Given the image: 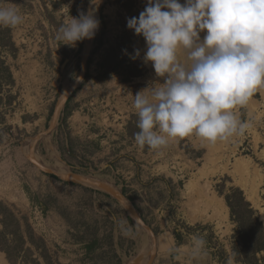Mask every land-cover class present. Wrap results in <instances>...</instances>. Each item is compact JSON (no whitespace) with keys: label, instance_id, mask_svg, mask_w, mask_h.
Instances as JSON below:
<instances>
[{"label":"rangeland","instance_id":"rangeland-1","mask_svg":"<svg viewBox=\"0 0 264 264\" xmlns=\"http://www.w3.org/2000/svg\"><path fill=\"white\" fill-rule=\"evenodd\" d=\"M0 2L25 18L0 27V243L13 260L0 247V264H194L197 237L202 264H243L227 196L264 226V89L234 109L243 135L141 148L134 95L163 82L127 27L147 0H101L95 36L75 47L56 35L89 0ZM254 258L264 264V249Z\"/></svg>","mask_w":264,"mask_h":264},{"label":"clouds","instance_id":"clouds-1","mask_svg":"<svg viewBox=\"0 0 264 264\" xmlns=\"http://www.w3.org/2000/svg\"><path fill=\"white\" fill-rule=\"evenodd\" d=\"M89 2L95 7L61 24L60 44L75 47L95 36L101 0ZM24 19L0 2V27L14 28ZM127 27L144 38L143 62L163 78L146 88L148 94L144 89L134 95L139 147L162 150L170 140L193 134L215 144L245 133L248 126L234 109L264 89V0H147ZM140 52L135 49L130 58ZM206 254L205 240L197 237L194 264H202Z\"/></svg>","mask_w":264,"mask_h":264},{"label":"trees","instance_id":"trees-1","mask_svg":"<svg viewBox=\"0 0 264 264\" xmlns=\"http://www.w3.org/2000/svg\"><path fill=\"white\" fill-rule=\"evenodd\" d=\"M6 68L7 71H9L8 67ZM6 68L3 69L6 70ZM7 76L8 77L5 76V79H10L11 82L14 81L10 72H8ZM233 198H234L233 195L227 196V200L231 207L232 217L239 224L238 225L239 232H236V235H234V239L232 242L233 256L236 259L240 260L243 264H256V259L254 258V254L264 249V226L262 222L259 220V218L255 216L254 214L255 212L251 208L248 213L249 215L247 216H245L244 210L241 209L239 210V208L237 210L236 206L238 202ZM241 199L243 200L244 198L241 197ZM248 205L250 206V204ZM247 234L249 235V239H245ZM174 236L178 242H180L183 239V233L179 229L174 230ZM0 247L6 251L8 259L10 261H13L12 254L9 251V245L4 242V243H0ZM220 250H221L220 255L222 256L221 259L227 261L225 248L222 247Z\"/></svg>","mask_w":264,"mask_h":264},{"label":"bare ground","instance_id":"bare-ground-1","mask_svg":"<svg viewBox=\"0 0 264 264\" xmlns=\"http://www.w3.org/2000/svg\"><path fill=\"white\" fill-rule=\"evenodd\" d=\"M66 94H67V93H66ZM66 94H65V95H66ZM111 185H112V184H111ZM111 185H110V186H111ZM101 186H102V185H101ZM104 186H105V185H104ZM108 186H109V184H108ZM250 186H251V185H250ZM255 186H256V185H255ZM248 190L250 191L249 194L251 195V193H252V191H253V187H252V186L249 187ZM253 194H254V193H253ZM134 214H135L136 218L139 219V218H138V215H137L136 213H134ZM262 216L264 217V209H263V214H262ZM142 264H143V263H142Z\"/></svg>","mask_w":264,"mask_h":264},{"label":"water","instance_id":"water-1","mask_svg":"<svg viewBox=\"0 0 264 264\" xmlns=\"http://www.w3.org/2000/svg\"><path fill=\"white\" fill-rule=\"evenodd\" d=\"M101 183V182H100ZM139 218V217H138Z\"/></svg>","mask_w":264,"mask_h":264}]
</instances>
